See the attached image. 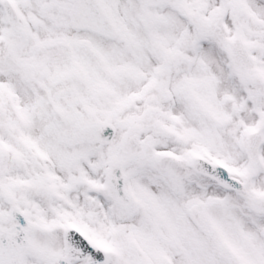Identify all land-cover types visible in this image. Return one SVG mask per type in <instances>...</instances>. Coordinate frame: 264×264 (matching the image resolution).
<instances>
[{
    "label": "snow or ice",
    "instance_id": "obj_1",
    "mask_svg": "<svg viewBox=\"0 0 264 264\" xmlns=\"http://www.w3.org/2000/svg\"><path fill=\"white\" fill-rule=\"evenodd\" d=\"M0 264H264V0H0Z\"/></svg>",
    "mask_w": 264,
    "mask_h": 264
}]
</instances>
